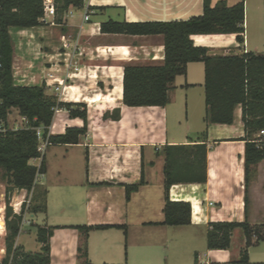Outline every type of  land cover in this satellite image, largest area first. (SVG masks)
Segmentation results:
<instances>
[{
	"label": "crops",
	"instance_id": "obj_1",
	"mask_svg": "<svg viewBox=\"0 0 264 264\" xmlns=\"http://www.w3.org/2000/svg\"><path fill=\"white\" fill-rule=\"evenodd\" d=\"M217 4L220 0H211ZM234 6L242 0H224ZM244 43L235 34L196 35L197 47L213 57L264 55V0H244ZM55 26L12 28L15 34L13 74L19 86L44 87L47 95L64 103L88 107V132L76 145H50L43 154L46 173L37 176L39 195L46 210L25 218L37 227H54L51 264H79L81 233L75 226H110L92 230L88 258L92 264H242L247 239L242 229L232 234L227 250L207 246L211 223L248 221L264 225V160L246 181V130L242 106L235 109L233 124L206 122L205 64H188L169 91L166 107H128L123 104L124 67L127 64L160 65L165 59L162 36L105 34L101 24L115 22L185 21L203 14V0H89ZM89 14L90 20L85 21ZM12 36V35H11ZM120 108L118 121L104 114ZM96 120V123H95ZM23 117L12 109L11 130L25 128ZM80 118L57 109L51 135L81 128ZM204 145L207 150L206 183H182L169 191L173 202L191 205V224L171 227L165 220L166 146ZM39 167L42 158H38ZM32 163V162H30ZM54 173V174H53ZM144 184L126 197V186ZM46 194V195H45ZM5 195L0 181V261L5 257ZM30 193L14 190L12 206L19 214ZM31 203V200H30ZM28 204V203H27ZM20 211V212H19ZM120 227V228H118ZM30 229L25 230L30 233ZM22 231L16 245L24 248ZM38 253L41 244L38 242ZM262 250V258L255 252ZM249 264H264V241L247 249ZM259 257V256H258Z\"/></svg>",
	"mask_w": 264,
	"mask_h": 264
},
{
	"label": "trees",
	"instance_id": "obj_2",
	"mask_svg": "<svg viewBox=\"0 0 264 264\" xmlns=\"http://www.w3.org/2000/svg\"><path fill=\"white\" fill-rule=\"evenodd\" d=\"M44 0H0V169L6 184L5 195V237L6 255L0 264H51V238L54 227L38 226L37 240L41 244L38 253L27 252L16 245L21 224L25 216L27 201L19 214L14 212L12 196L14 190L28 193L37 191L38 175L46 173V164L39 151L36 129L42 128L44 138L51 145H76L88 132V107L84 103H64L58 97L47 95L45 88L19 86L15 84L14 44L11 29L41 27L44 14ZM55 23H62L63 15L70 8H83V0H54ZM105 34L130 36H162L164 38L165 59L160 65L127 64L123 77V104L128 107H166L169 91L178 76H186L189 63L205 64V92L208 124L231 125L235 119V109L242 106L243 122L246 130L245 172L248 183L251 173L264 160V148L256 143V135L264 131V55L253 52L241 56L213 57L205 47L194 45L191 37L196 35L235 34L238 43H244L245 2L234 6L220 0L213 5L211 0H203V14L185 21L169 22H115L101 24ZM12 109H17L27 119V126L18 130L8 127V117ZM64 109L71 118L84 122L81 128H67L64 134L51 135L55 111ZM108 120L121 118L120 108L104 114ZM96 123V120H95ZM165 220L162 225L179 227L191 224V205L187 202H173L169 191L173 185L182 183H206L207 150L204 145L166 146L165 148ZM42 158L36 167L30 162ZM144 184L127 185L126 197L137 192ZM36 195V197H37ZM46 195V194H45ZM32 213L46 210L45 198L37 207L28 206ZM1 214V210H0ZM4 222L0 220V230ZM81 233L78 247L79 264H92L88 258V238L92 230L108 229L110 226H75ZM120 228V227H118ZM242 229L247 239V249L264 241V225L252 226L246 220L237 222L211 223L207 233V246L213 250H227L231 246L232 234ZM247 249L241 263H248ZM196 264L198 262L196 261Z\"/></svg>",
	"mask_w": 264,
	"mask_h": 264
},
{
	"label": "built area",
	"instance_id": "obj_3",
	"mask_svg": "<svg viewBox=\"0 0 264 264\" xmlns=\"http://www.w3.org/2000/svg\"><path fill=\"white\" fill-rule=\"evenodd\" d=\"M84 2V6L89 2V0H83ZM43 6H44V14L43 17L41 18V23L43 24L42 26H55V18H56V7H55V1L54 0H44L43 1ZM83 6V7H84ZM74 8V7H73ZM70 8L68 11H66L63 15V17L71 15V9ZM75 9V8H74ZM90 20V16L89 14H87L85 16V21H89ZM23 122L26 123L27 125V119L25 117H23ZM36 133H37V137L39 139V151L41 152V154L43 155L46 151V149L48 148V146H50V142L48 141V139L44 138V132L42 128H38L36 129ZM256 143L259 145L260 148H264V131H260L257 135H256V139H255ZM28 203V202H27ZM23 224H30V221L25 218L22 221L21 227ZM21 232V229H20Z\"/></svg>",
	"mask_w": 264,
	"mask_h": 264
},
{
	"label": "rangeland",
	"instance_id": "obj_4",
	"mask_svg": "<svg viewBox=\"0 0 264 264\" xmlns=\"http://www.w3.org/2000/svg\"><path fill=\"white\" fill-rule=\"evenodd\" d=\"M243 1V0H242ZM11 35H12V39H13V44L15 45V34L14 32H11ZM31 164H38L40 161L38 159H33L31 160ZM54 174V173H53ZM3 171L0 169V181H2L4 184V179H3ZM6 186V184H5ZM36 195H37V191H33L30 193V200H31V203H30V200L28 202V205L30 204V206L32 207H37L39 204H41L42 202V199H40V201L38 202H35V198H36ZM14 209V207H13ZM15 212V210H14ZM20 212V211H19ZM34 220V225L33 226H29L30 224H23L22 227H21V231L23 233H21L22 235V243L26 245V249L28 251H31V252H36L38 251L37 247H38V242L36 241V226L37 225H42L44 223L43 219H42V216H38L36 218L33 219ZM6 227V226H5ZM26 229H30L31 232L30 233H24ZM1 232V231H0ZM4 245V239L0 238V248ZM262 250H258L257 252H255V258H262L260 253H261ZM259 256V257H258Z\"/></svg>",
	"mask_w": 264,
	"mask_h": 264
}]
</instances>
